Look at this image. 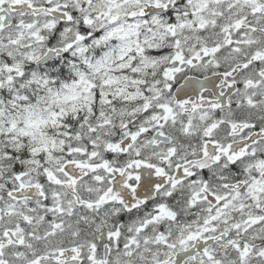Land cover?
Here are the masks:
<instances>
[{
    "label": "snow or ice",
    "instance_id": "obj_1",
    "mask_svg": "<svg viewBox=\"0 0 264 264\" xmlns=\"http://www.w3.org/2000/svg\"><path fill=\"white\" fill-rule=\"evenodd\" d=\"M0 264H264V0H0Z\"/></svg>",
    "mask_w": 264,
    "mask_h": 264
}]
</instances>
